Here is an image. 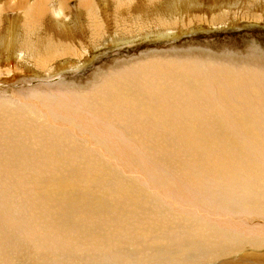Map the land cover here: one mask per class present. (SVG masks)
I'll list each match as a JSON object with an SVG mask.
<instances>
[{"label":"bare ground","instance_id":"bare-ground-1","mask_svg":"<svg viewBox=\"0 0 264 264\" xmlns=\"http://www.w3.org/2000/svg\"><path fill=\"white\" fill-rule=\"evenodd\" d=\"M66 1L48 7L49 0H35L23 7L25 0L13 6L0 0L1 70L10 73L20 66L25 78H42L54 73L63 77L68 70L79 69L89 57L82 52L89 55L102 41L90 45L86 35L102 34V22L110 20L112 4L115 14L121 15L135 3L83 0L77 10L72 9L71 17ZM156 3L152 11L140 15L130 33L108 35L111 47L150 35L161 41L174 39L178 32L199 26L208 33L206 27L215 31L239 28L243 23H254L248 27L264 24V0ZM9 10L16 16L9 18ZM91 17L93 23L82 27ZM244 18L250 20L240 21ZM101 43L110 47L106 41ZM207 65L159 57L111 71L95 91L87 92L92 101L84 98L97 107L93 111L100 119L88 113L83 98L73 90L33 92L27 97L12 91L20 108L0 104V150L11 157L0 160V176L16 180L12 186L23 191L39 187L41 195L34 189L33 193L29 190V197L28 190L24 191L26 200L20 207V201L15 204L0 197V264H77L83 260L88 264H206L234 255L235 251L224 248L238 240L244 255L249 250L264 252V110L254 111L255 104L264 105V72L242 67L244 72L236 71L235 78L227 79L213 71L211 63ZM237 109L247 116L241 119ZM130 121L134 124L124 126ZM161 129L180 142L184 156L178 159L181 177L166 185L152 170L158 147L145 150L127 141L135 134L157 138ZM217 145L223 147L222 154L211 150ZM170 157L166 152L157 158L168 162ZM124 158L134 165L136 160L140 163L136 178L130 181L114 166H121ZM235 159L258 160L255 167L260 170L237 169L232 164ZM26 171L31 177H25ZM34 173L41 177L35 178ZM118 177L120 183L103 186L109 178ZM220 178L225 180L218 183ZM158 181L167 189L159 190ZM228 206L242 208L243 213L233 216L234 220ZM238 217L242 218L237 221ZM253 231L258 232V241L242 239L254 238ZM22 232L25 235L19 236ZM174 243L179 246L170 249ZM252 243L262 245L253 247ZM171 251L178 262L174 263L177 258ZM180 251L196 259L182 262ZM248 254L238 256L242 264H264L263 257L255 260Z\"/></svg>","mask_w":264,"mask_h":264},{"label":"rangeland","instance_id":"rangeland-1","mask_svg":"<svg viewBox=\"0 0 264 264\" xmlns=\"http://www.w3.org/2000/svg\"><path fill=\"white\" fill-rule=\"evenodd\" d=\"M34 1L35 0H25L23 7L30 6ZM81 1H83V0H67L66 1L69 4L67 7L70 8V12H71L70 16L71 17H73V15L75 14L73 12V10L74 11L77 10V7L81 3ZM157 1L158 0H135V3H133L134 8L132 10L124 13V14H121V15L115 14V12H114L115 7H114V3H113L112 7H110L111 9L109 10V14H108L110 20L102 22V25H103L101 28L102 34L95 36V37L92 34H88L85 37V41H87L90 45L93 44L95 42V40H97V41L102 40L101 42L106 41L107 45H110V47L102 46V43L100 42L101 45L98 44L97 45L98 47L96 46L97 50H92V53H90L89 55H88V52H82V56H84L85 58L87 56H89L87 58L88 61L79 69L68 70L66 72V74L63 75V77L57 76V74L54 73V74L50 75V77H48V76H46V77L44 76L42 78L36 77L37 79L36 78H25L24 77L25 76V74H24L25 70L22 69L20 66H18V68L16 67L17 69L14 68L13 71L10 72L12 74L0 69V80L4 82V83H1V81H0V85H1L0 86V97H1L0 99L1 100L3 99L2 101L0 100V104L3 105L5 108H16V107L20 108L18 100L14 99L11 96L12 91L15 92V94H17V95H24L25 97H27V96L32 95L33 92H35V93L36 92H43V91L57 92V91H62V90H65V91L68 90L69 92H72V90H73L72 93L82 97L84 102L88 98L92 101V99L89 97L90 94H88V93H92L93 91H95L99 87L98 84H102V82H101L102 79L104 77H106V75H108L111 71H115V70H118L119 68L127 67V66H130L132 64L136 65L141 61H145V60H149V59L150 60L159 59V57L162 60H167V59L175 60V61L198 60V62H200V63L202 62V64L206 65V66H209L207 64L211 63V65L213 66L212 70L213 71L216 70L217 72H220V74H218V75L226 76L227 79L228 78L230 79L232 77L235 78L237 75V72H240V73L244 72V70L240 69L242 67H245V68L246 67H249V68L253 67L252 69H254V70L257 69V70H261L262 73L264 72V24L252 25V26L248 27V25L254 24V23H247V25L243 23V25L240 26L239 28L227 26L228 28L227 27L226 28H217V29H214L215 31H212L213 29H211V28H207V27L205 28L204 27L206 30L208 29L210 31V32L208 31V33H207V31H204V30L201 31V26H199V27H193V28L189 29L188 31L182 30L181 32H178L179 33L178 37H177V35H175L176 37L174 39H172L174 37L173 36L172 38H167V40L163 39L161 41L160 39L157 40V38L154 37V35H150L149 37H151V38H148V39L144 38L143 40H139L135 43L132 42V44H129V45L126 44L124 46L117 47V48L111 47V43H110V40L108 38V35H111L114 33H130L132 31V29H135L137 27L139 20H140V18H139L140 15L142 13H144L146 10L152 11L154 9L153 4L154 3L157 4L156 3ZM17 2H18V0H3L4 4H6V5L10 4L11 6L16 4ZM57 3H58V0H49L48 7L52 6V5H56ZM118 6L120 8H123V9H129L133 5H129V6L118 5ZM241 8H244V7H241ZM13 13L14 12H11V10H9L7 13V16H9V18H13L16 16V14L14 15ZM84 13H86V12L84 11ZM245 19L246 18H244V20H240V21H247L248 22L250 20V19L249 20H245ZM93 21L94 20L91 17L89 20H86L85 22H83L82 27H85L88 23L91 25L93 23ZM195 22L201 23V21L196 20V19H195ZM142 23H143V21H142ZM192 24H195V23H188L187 25H192ZM204 24H206V23H204ZM181 25L183 26V24H181ZM163 26L168 27L165 25H163ZM175 27L176 26H174V27L171 26V28H173L174 30H175ZM176 33H174V34H176ZM180 33L182 35H180ZM202 60H204V61H202ZM216 65L218 66V68H214V66H216ZM217 69L218 70L220 69V70L218 71ZM40 74L42 76L44 75V73H40ZM233 75H235V76H233ZM8 77H10V78L8 79ZM7 80H9V81H7ZM6 82H9L10 84H7ZM5 85H6V87H5ZM237 88L235 87L234 90L237 91ZM82 92H84V94ZM84 98H86V99H84ZM90 100L85 102L87 105L86 109L88 110L89 114H92V115L95 114V116L97 117L96 112H95L97 107L94 104H91L92 102ZM228 105H230V104H228ZM254 108H255L254 111L261 112L264 110V105L262 103H257L254 105ZM93 110H95V111H93ZM237 110L240 113L241 119L247 116L240 109H237ZM97 118H99V117H97ZM140 121L145 123V124L146 123L149 124L148 120L141 119ZM40 122L45 123V120H40ZM133 124H134V122L130 121L128 123H124V126L125 125H133ZM155 130L157 131L158 128H156ZM161 130H160V132L159 131L157 132L158 133L157 135H155V136H157V138L156 137L155 138L154 137L153 138H151V137L143 138L140 134H135V135H132L131 137H129L130 139L128 138L129 140L127 139V141H131L130 143H135V145H138L140 148L142 147L145 150H147L148 147H152L153 145L157 146L158 147L157 148V157H160V158L163 157L166 152L169 153V155L171 156L170 161L164 162V161H162L156 157V161H157V163L160 164V166H156L157 163L155 162L154 167H152V170L157 175L162 176L161 178L164 181V185H166L168 182L173 183V181H171V180H173V179L179 180V178L181 177L180 172L178 170V159L182 160V159H184V156L182 155V149L179 148V146L181 145V144L179 145L180 142L178 140L173 139L172 135H170L169 133H166L165 131L163 132V130L162 131ZM156 131H155V133H156ZM77 134L75 135L76 138L78 137ZM162 134H165V135H162ZM80 135L82 136V134H80ZM140 137H142V138H140ZM175 145H177L178 147H176ZM174 147H176V148L174 149ZM214 147H215L214 149L211 148L212 151L216 150V153H217V151L220 150L218 152H220L222 154L223 147L218 148L219 147L218 145L214 146ZM230 149L233 150L232 148H230ZM260 149H262V148H260ZM2 151H4V150H0V160L3 158H11L7 155V153L2 152ZM105 152H107V151L105 150ZM110 156L113 157V160H117L116 158H118L117 156H115L113 154H111ZM166 157H169V156L166 155ZM234 161H232V164L237 169L242 168V169L246 170L247 168H249L252 170V168H253L254 171L256 169L255 173L256 172L258 173L260 170L258 167H255L256 166L255 163L258 162V160L246 159V161L245 160L243 161L242 159H235ZM262 161L263 160L261 159V162ZM121 162H122L121 166L116 165L114 163L115 169L118 172V174L121 176H124V179H126L125 181H127V180L130 181L131 179L136 178V176H137L136 167H137V165L139 167L140 163L136 160V163L134 165L132 162L125 160V158L120 160V163ZM244 162L246 163L245 165L247 167H245ZM237 163H240V164H237ZM79 166L82 168H86V166L82 165V163H80ZM263 168H264V166H263ZM31 169H34V168H31ZM122 169H125V170L122 172ZM21 170L22 169L20 168V171ZM30 174H31V172H28V171H26L24 173L25 177H27V178L31 177V176H28ZM34 174H35V178L41 177V176L36 177L37 173H34ZM139 174H141V173L139 172ZM0 178L2 180L1 181L2 184L0 186V188L2 187L0 189V193H1L0 197H2L3 199L7 198L9 201H11L13 203H15V202L17 203L18 201H20L19 203H17V204H20L18 207H20L21 204L24 203V201L26 200V198L24 196L27 193L26 192L27 190H28V193H29V190H30V193H33V190L35 189L36 191L39 192V195H41V191H40L39 187L33 188V185H32L29 188L27 187L28 189L24 188L25 189L24 191L26 192L25 193L23 191V187H19V189H17L18 188L17 186H12L15 182H17L16 180H14L15 182L13 181V179L11 181V179H10L11 177H9L7 175L5 176V178H2L1 176H0ZM149 179H150L149 183L151 184V182H152L151 178H149ZM220 180H225V179L220 178L218 180V183L222 182ZM12 182H13V184H11ZM120 182L121 181H120L119 177L115 178V179L109 178V180H107L105 182V184L103 183V186H106V187H108L109 185L114 186L115 184L120 183ZM3 183L5 186H3ZM6 183H7V185H6ZM158 184L160 185L159 181H158ZM164 185H160L161 186L160 189L158 187L155 188L153 185H150V186L154 187L155 190L158 188L159 190L163 191V190L167 189V188L163 187ZM14 187H16V188H14ZM262 189H264V188H262ZM147 192H150V191H147ZM234 192L237 193L238 191H234ZM30 193L28 194L29 197L32 195ZM151 193L154 194L152 191H151ZM239 199H246V198H242L241 196H239ZM229 207L230 206H228V211L231 215V218L234 220L236 219L235 217H237L239 214L243 213L242 208H239L237 206L236 207L231 206L230 208ZM236 210H239V211H236ZM11 211L17 213L14 208L11 209ZM245 215L247 218L249 217V214H245ZM233 216H235V217H233ZM242 217H245V216H242ZM241 218L238 217L237 221H239L238 219H241ZM251 233H253L255 235L254 238H247L246 237V238H242V239L248 240V242L250 240H256L258 238V235H257L258 232L253 231ZM23 235H25V232H22L19 234V236H23ZM249 237H253V236H249ZM258 240H256V241H258ZM240 242L241 241L238 240L236 242L230 243L231 245L230 244L225 245L226 246L224 248L225 251H228V252L231 250L233 252L235 251L234 255L232 253V255H230V256H227V255H224L223 257L220 256L221 258L219 257L217 260H215L213 262H208V260H207L206 264H212V263H218V262H221V263L227 262V264L228 263L229 264H242V261L240 258L247 256L248 253H246L244 255L245 252L239 250L240 248L238 246L240 245ZM243 244H241V245H243ZM252 244H253V247L258 245V244L262 245V243H252ZM178 246H179L178 243H174L170 246V249H176ZM232 246L234 248L231 249ZM166 247L169 249V246L166 245ZM249 252L252 253L253 251L249 250ZM255 252H253L252 255L249 253L248 256H250L252 259L254 257L255 260L256 259L260 260L261 257L264 258V252H262V251L257 252V254ZM261 253H263V254H261ZM241 254H243V255L240 256V258H239L238 256ZM171 255L173 257L177 258L174 261V263L178 262L179 258L177 256V254L175 252L171 251ZM178 255L181 256L182 262L183 261H193L196 259L191 255V253L184 254L183 252L180 251V252H178ZM236 260H239V261H236ZM83 263L88 264V260H83V262H77V264H83ZM20 264H32V263H29L26 261V262H23ZM41 264H47V262H45V263L41 262ZM246 264H250V263H246Z\"/></svg>","mask_w":264,"mask_h":264}]
</instances>
